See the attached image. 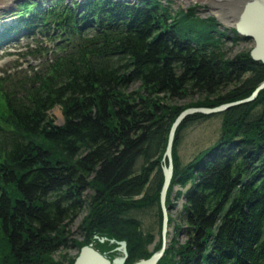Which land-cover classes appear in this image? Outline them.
Listing matches in <instances>:
<instances>
[{
	"label": "trees",
	"instance_id": "1",
	"mask_svg": "<svg viewBox=\"0 0 264 264\" xmlns=\"http://www.w3.org/2000/svg\"><path fill=\"white\" fill-rule=\"evenodd\" d=\"M171 12L161 0L14 8L19 21L0 44L30 41L37 48L20 56L39 64L0 77V264H74L82 247L105 248L94 238L124 242L125 264L161 249L149 250L153 236L135 215L152 214L161 238L173 123L187 109L246 100L264 82L249 52L226 56L214 18ZM55 107L60 126L49 116ZM220 116L216 147L182 168L180 134L209 116H190L175 132L166 206L174 187L183 190L173 198L184 199L174 234L186 239L157 264H264V90ZM79 218L81 242L70 238Z\"/></svg>",
	"mask_w": 264,
	"mask_h": 264
},
{
	"label": "rangeland",
	"instance_id": "2",
	"mask_svg": "<svg viewBox=\"0 0 264 264\" xmlns=\"http://www.w3.org/2000/svg\"><path fill=\"white\" fill-rule=\"evenodd\" d=\"M0 0V15L4 14L7 7L12 6L11 0ZM135 1V0H133ZM162 6L167 7L170 6V10L172 11L171 14H176L179 12L186 13L188 10H193V14L201 19H206L211 17L212 14L218 13V6L213 2V0H161ZM15 6V4H14ZM2 8V9H1ZM2 11V12H1ZM5 11V12H4ZM9 11L7 15H11V8L8 9ZM6 15V16H7ZM1 26L9 25L11 22H7L8 20L4 21L0 20ZM219 24L218 32L227 35L228 40L225 42V51L226 56L232 58L240 53L249 52L253 48L252 41H244L240 40L241 37L237 36L238 39L234 38L233 30L228 28L227 26H223L221 23L216 21ZM0 26V27H1ZM36 49L37 47L27 41L25 39H21L18 42L13 43L11 46V42L8 45V48H4L0 51V77H3L1 73L10 74L14 70H27L29 66L36 67L39 64V61H33L30 57L23 59L20 55H23L27 48ZM139 84L135 83L129 87V92L134 91L138 88ZM197 98L195 97L191 103L197 102ZM187 102L178 101L177 105H183ZM224 113V112H223ZM221 113V114H223ZM50 118L54 121L55 125L60 126L62 125V113L59 107L53 108L49 112ZM221 125H222V117L220 114L209 116L207 119H203L192 123L189 127H186L182 133L180 134V142L177 148V156L179 159L180 167H185L192 163L194 160L198 159V157L205 152V150L209 148L216 147L218 139L221 135ZM183 190H180L178 187H174L171 193V201L173 204V208H169V218L173 221L169 225L168 223V247L172 243L173 240H176L179 244H183L185 242V235L182 233L176 236L174 234V226L181 224V214H182V205L184 204V199L180 198L177 201H174V195ZM135 217L142 222L144 226V231L149 228L148 231L151 232L153 236V243L149 247V250L158 244L161 245V238L159 231L156 225V219L153 217L152 214L149 213H139L136 214ZM82 218L78 219L75 224L70 228V238L81 242L83 237L78 232L79 224ZM100 245L105 246V248H96L95 243H92L93 249L97 251L99 254L104 255L107 260L110 262L114 261L115 259L122 258L123 253L120 251V247L116 245V242H112L113 240H107ZM94 240H96L94 238ZM99 240L101 239H98ZM108 241V242H107ZM97 242V241H95ZM160 251V250H159ZM158 251V252H159ZM65 252H58L54 255V260L56 261L59 258V255L64 254ZM66 253L70 257H74L77 254V250L75 248H69ZM157 253V252H156ZM155 254V253H154Z\"/></svg>",
	"mask_w": 264,
	"mask_h": 264
},
{
	"label": "water",
	"instance_id": "3",
	"mask_svg": "<svg viewBox=\"0 0 264 264\" xmlns=\"http://www.w3.org/2000/svg\"><path fill=\"white\" fill-rule=\"evenodd\" d=\"M22 0H13L12 4L20 2ZM41 1V0H39ZM49 2L50 0H43ZM66 4L70 5L73 1L82 2L83 0H64ZM216 3H215V2ZM137 0L134 1L136 3ZM217 5L220 3L223 7L218 5V13L212 14L211 17L216 19L223 26H227L232 29L238 36L252 41L253 48L251 49L249 56L257 63L264 65V0H213ZM264 90V82L256 89V91L246 100L223 105L214 109H187L182 112L173 123L166 152L163 160L167 162V166L162 168L163 173V185L160 192V209L162 214L161 223V249L159 252L153 254L148 260H142L135 264H157L163 257L164 253L168 249L167 233L169 223V206H166V195L170 187L172 176H173V164H172V146L175 137V132L183 121L193 115H205L212 116L225 112L226 110L240 106L243 104L254 101L259 92ZM97 240V238H95ZM106 240L101 239L99 243L102 244ZM114 243V241H112ZM116 245L120 247V251L123 253L120 264H125L127 260L126 245L124 242H117ZM74 264H119L117 259L110 262L104 255L99 254L93 249L92 244L82 247L75 259Z\"/></svg>",
	"mask_w": 264,
	"mask_h": 264
},
{
	"label": "bare ground",
	"instance_id": "4",
	"mask_svg": "<svg viewBox=\"0 0 264 264\" xmlns=\"http://www.w3.org/2000/svg\"><path fill=\"white\" fill-rule=\"evenodd\" d=\"M5 1H6V0H5ZM5 1H4V2H5ZM214 2H215V1H214ZM215 3H216V2H215ZM217 5H218L219 7H223L220 3H217ZM1 9H2V8H1ZM6 10H7V9H6ZM6 10H5V11H6ZM1 12H2V11H1ZM166 196H167V195H166ZM117 261L119 262V264L121 263V259H120V258H118Z\"/></svg>",
	"mask_w": 264,
	"mask_h": 264
}]
</instances>
